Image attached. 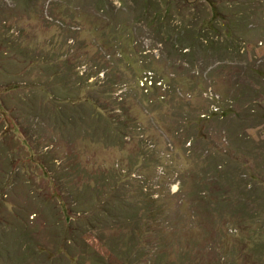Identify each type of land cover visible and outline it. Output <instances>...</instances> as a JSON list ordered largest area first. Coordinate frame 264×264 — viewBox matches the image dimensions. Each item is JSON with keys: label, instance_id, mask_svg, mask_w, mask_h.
I'll return each instance as SVG.
<instances>
[{"label": "rangeland", "instance_id": "1", "mask_svg": "<svg viewBox=\"0 0 264 264\" xmlns=\"http://www.w3.org/2000/svg\"><path fill=\"white\" fill-rule=\"evenodd\" d=\"M0 67V213L39 249L0 264H264V0H0Z\"/></svg>", "mask_w": 264, "mask_h": 264}, {"label": "trees", "instance_id": "2", "mask_svg": "<svg viewBox=\"0 0 264 264\" xmlns=\"http://www.w3.org/2000/svg\"><path fill=\"white\" fill-rule=\"evenodd\" d=\"M222 12H220L219 13V15H220V17L221 16H225L226 15V13H225V11L222 9L221 10ZM217 13V12H216ZM158 16H153V20H155L156 18H157ZM173 17V15H171V18ZM222 17V18H223ZM158 23H160L159 25H161V26H165V23L164 22H162V20H159L158 19ZM181 26V25H180ZM182 27H179V29H181ZM217 29V28H216ZM215 29V30H216ZM184 30V32H185V37H183V36H180V38L182 39V40H185V38L187 39V41L190 43L189 45H196L198 42H200L199 40H201L202 41V44L203 45H205L206 44V46H209V44L210 45H212V46H214L213 44H218V42L219 41H221V42H224V39H223V37L221 36H219V32H217V31H215V30H211L210 29V27H207L206 29H200L199 31H196L194 28L193 29H191V30H187V29H183ZM212 31H213V33L215 34V36H216V38L215 37H213L212 36ZM218 38V39H217ZM213 39V40H212ZM2 43V45L4 46V44H3V41L1 42ZM175 44H176V42H175ZM208 44V45H207ZM7 45V44H6ZM6 45L4 46V47H6ZM216 47V46H215ZM204 48H205V46H204ZM217 49V48H216ZM5 67V66H4ZM0 72H1V67H0ZM153 79V78H152ZM157 82H158V80H155V84H153V86L156 88L157 87ZM61 95V94H60ZM64 96V97H63ZM61 95V97L62 98H60V101H69L70 100V104H71V106H70V113H71V110H72V108H75L76 106L75 105H78L79 104V102H76V103H74L75 101L73 100V101H71V99L72 98H74V97H76V94L75 95H73L72 93L70 94V95ZM3 97V96H2ZM2 97H1V99H2ZM1 99H0V102L2 103V101H1ZM36 100H38V99H36ZM258 102V104L257 105H260V106H264V102L262 103L261 101H259V100H255V102ZM97 102V101H96ZM50 103H52V106L50 105ZM58 104L57 105H59L61 102H57ZM98 103V102H97ZM84 104V106H85V111L86 110H89V112L87 111V113H90V111H91V108L93 107V108H95L96 110H99V107H98V105H96L93 101H89V104H90V108H87V102H84L83 103ZM99 104V103H98ZM49 105H50V108H51V111L52 112H55V110H54V108H55V103L54 102H49ZM62 114H64V115H66L64 112H62ZM113 114H115V115H117L116 113H113ZM236 115V114H235ZM113 116V115H112ZM118 116V115H117ZM117 116H114V117H117ZM74 124H76V122L74 123H72V126L74 125ZM21 127H22V125H21ZM47 128L46 127H43V130H46ZM42 130V131H43ZM70 136H71V133H70ZM38 140H39V138H38V136H36V138H34V140H33V144H38ZM240 139L238 138V141H239ZM42 147V146H41ZM48 150H51V149H48ZM58 156L55 154V155H45V157L41 160V164L39 165V166H37L36 167V169H43V175L45 176V175H49L50 174V169H49V165L52 167V168H54L55 167V164H57L56 163V160H58ZM62 159V158H61ZM49 164V165H48ZM227 167L228 165H226V163H220V164H218V165H215L214 166V169H215V172H216V175H218V176H221V175H224V176H226V173H224V171L226 170L225 168H223V167ZM65 170V169H64ZM35 172H36V170L34 171V172H31V173H33L34 175H35ZM30 173V174H31ZM52 174V173H51ZM50 176V175H49ZM230 176V174L228 173L227 174V177H229ZM229 179V183H230V177L228 178ZM70 180H72V179H70ZM16 181V180H15ZM15 181H9V179L6 181V182H0V211H7V209L6 208H8L7 206H6V203L3 205V201L5 202L6 201V197L9 195V193H6V189L10 186H13L14 185V183H15ZM55 181V180H54ZM53 181V182H54ZM52 182V183H53ZM18 183V182H17ZM54 183H57L56 181L54 182ZM16 184V183H15ZM20 184V183H19ZM26 185H27V183H26ZM77 186H79V185H77ZM86 186H88L89 188H90V190H91V197H90V200H91V204H92V199L94 198L95 199V201L96 200H98V198L101 196L100 195V192L101 191H103L104 190V188H97V187H91V186H89L88 184H86ZM100 186V185H99ZM233 187L231 184L229 185V187ZM24 190H27V189H29L28 188V185H27V187H24V186H21ZM84 187V186H83ZM78 189H80V188H78ZM83 189V188H82ZM224 189V188H223ZM20 190V186H18L17 187V190H16V194L18 193V191ZM98 192L97 194H95V192ZM223 192V194H224V192L225 191H222ZM34 194H35V192H33ZM103 197H106V195H102ZM113 196H119V198L121 199V200H119V204H118V206H119V209L121 210V209H124V208H126L127 207V204H128V202L126 201V200H124L123 199V197L121 196V193H119V192H115L114 194H113ZM112 198H116V197H112ZM112 198H111V202H112ZM32 201H34V200H32ZM110 208H111V212L113 213V214H115V211H114V208H113V204H111L110 205ZM107 210H110V209H107ZM89 210H86V211H84V212H88ZM119 211V210H118ZM6 217H1V213H0V259H4L6 262H18L20 259H22V261H25V260H28V259H26V258H28L29 256H30V254H35L36 252H37V250H39L38 249V245L37 244H35V246H36V249H33V251H32V253H26V252H28L27 251V249H28V247L27 248H24L23 249V239H22V237H21V235L22 234H24V230H22V229H20V230H16V229H9V227H8V224H7V221L6 220H4ZM140 227H141V229H140ZM143 226L142 225H140L139 227H137V229H138V233H139V235H138V237L139 236H141V235H143L144 234V230H143ZM69 230H73L72 229V226L69 228ZM72 237V236H71ZM143 239V238H142ZM142 245H143V241H142ZM259 248V250L262 248L261 246L260 247H258ZM22 249V250H21ZM21 255H23L22 257H21ZM36 255V254H35ZM19 259H18V258Z\"/></svg>", "mask_w": 264, "mask_h": 264}, {"label": "bare ground", "instance_id": "3", "mask_svg": "<svg viewBox=\"0 0 264 264\" xmlns=\"http://www.w3.org/2000/svg\"><path fill=\"white\" fill-rule=\"evenodd\" d=\"M200 6H201V5H200ZM201 8H202V7H201ZM201 8H200V9H201ZM203 8H204V7H203ZM200 12H202V11H200ZM257 58H258V57H257ZM251 61H252V60H251ZM201 166H202V165H201ZM202 167H203V166H202ZM74 219H75V218H74ZM101 259H102V258H101ZM116 262H117V261H116Z\"/></svg>", "mask_w": 264, "mask_h": 264}]
</instances>
